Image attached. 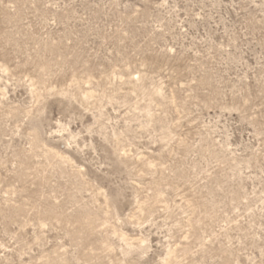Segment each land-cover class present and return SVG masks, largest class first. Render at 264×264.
<instances>
[{"label":"rangeland","instance_id":"1","mask_svg":"<svg viewBox=\"0 0 264 264\" xmlns=\"http://www.w3.org/2000/svg\"><path fill=\"white\" fill-rule=\"evenodd\" d=\"M0 264H264V0H0Z\"/></svg>","mask_w":264,"mask_h":264}]
</instances>
